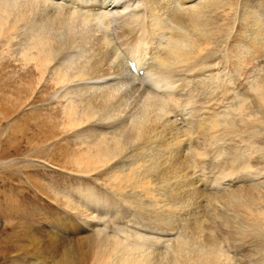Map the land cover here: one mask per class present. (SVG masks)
I'll use <instances>...</instances> for the list:
<instances>
[{
    "label": "bare ground",
    "instance_id": "1",
    "mask_svg": "<svg viewBox=\"0 0 264 264\" xmlns=\"http://www.w3.org/2000/svg\"><path fill=\"white\" fill-rule=\"evenodd\" d=\"M263 9L0 0L4 118L8 107L37 111L38 158L80 178L64 196L76 214L145 215L157 229L99 231L82 239L77 264H231L227 245L247 238L251 263L264 264ZM58 253L54 264H76Z\"/></svg>",
    "mask_w": 264,
    "mask_h": 264
},
{
    "label": "rangeland",
    "instance_id": "2",
    "mask_svg": "<svg viewBox=\"0 0 264 264\" xmlns=\"http://www.w3.org/2000/svg\"><path fill=\"white\" fill-rule=\"evenodd\" d=\"M112 9L115 10V7ZM83 10L87 11L88 7ZM216 57L222 59L223 56L219 54ZM4 95V92L0 93L2 103L5 101ZM32 108L30 105L18 109L8 107V113H12L10 119H5L0 110V264H54L58 259V252L65 248L72 253L73 260L76 261L74 263L77 264L82 239L96 235L99 231L102 234H112L117 233V229H125V226L145 228L150 232L157 230L152 226L154 221L152 225H148L150 228L144 225L145 220L147 223L151 222L148 220L150 216L136 214L137 216L131 217L119 213L116 216L118 221L114 222V219H109V215L101 216L95 212L94 217L87 216L76 214L69 208L65 203L68 197L64 199V196L79 184L80 178L56 166L51 158H38L46 147L35 146V123L39 118L37 111H32ZM50 109L48 112H51ZM26 121H29L27 126ZM228 231L220 227L217 235L229 238ZM121 233L123 232L120 231ZM172 233L176 235L177 231ZM48 236L55 237L56 242L62 246L61 250L52 249L54 246L49 245ZM247 240L248 238L242 245L240 241L233 242L235 246L231 243L227 245L235 256V259L232 257L231 264H252L251 260L258 263V256L249 248L250 239ZM159 244H162L161 241Z\"/></svg>",
    "mask_w": 264,
    "mask_h": 264
}]
</instances>
